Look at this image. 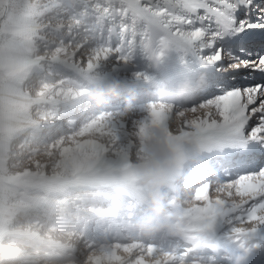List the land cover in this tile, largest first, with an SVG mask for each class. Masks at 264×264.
Wrapping results in <instances>:
<instances>
[{"label": "snow or ice", "instance_id": "obj_1", "mask_svg": "<svg viewBox=\"0 0 264 264\" xmlns=\"http://www.w3.org/2000/svg\"><path fill=\"white\" fill-rule=\"evenodd\" d=\"M169 48L217 75L190 105L204 111L167 132L178 163L215 159L183 199L173 187L165 245L129 223L143 190L132 158L150 124L167 128L165 107L136 116L80 98L109 58ZM221 225L243 250L264 244V0H0V240L83 264H213Z\"/></svg>", "mask_w": 264, "mask_h": 264}, {"label": "bare ground", "instance_id": "obj_2", "mask_svg": "<svg viewBox=\"0 0 264 264\" xmlns=\"http://www.w3.org/2000/svg\"><path fill=\"white\" fill-rule=\"evenodd\" d=\"M178 54L181 55L182 57L179 58ZM128 65H132V69H134L130 71V75H131L130 79L132 80L130 81V79H125L126 74H123L122 77L118 78V76H116L115 73L118 71L124 73V68ZM208 65L211 67L213 64L202 63L198 55L194 51H182L175 48H169L166 49L163 55L160 57V59L156 61L150 60L148 57L143 56L142 54H137L133 58L132 62H129L127 64H121L120 62H118V65L116 67L117 70H114L113 73L104 72V70H102L99 75L94 74V77L89 79L84 86L95 84L103 87L109 82H115L116 87L114 92L104 97V103L102 104V107L106 110L116 111L119 109L120 112H122L123 109H120L122 103L121 100H127L130 109L133 108L132 112L136 116L145 115L146 114L145 106L149 103H154L157 105V107L163 105L168 114L175 112L176 115L182 116L183 115L182 106L178 105L174 101L161 98L160 96H158L157 89L145 90L142 87L145 86L146 84L155 82L153 83L155 84L154 87H156V85H159L166 91H174L181 86L184 80L187 79L191 84L192 89L197 91V94L191 104L197 103L199 100L206 98L205 90L202 88L205 79L204 80L199 79L196 81L193 80L194 76L196 77L197 75L196 74L197 71L202 70L201 72L203 73V75L202 74L201 75L204 78H206V76L215 77L217 75V73L209 74L211 71L208 67H206ZM143 66H146L145 70L144 69L142 70ZM140 75L143 76L142 77L143 80L138 79ZM100 76H102V78ZM80 99L83 103L95 105L94 102H92L86 97V94L83 95ZM190 105L188 106L190 107ZM178 108H182V109H178ZM130 109H128L127 111H129ZM200 157L204 161L205 165L214 162L215 159V157L210 158L203 154H201ZM186 164L187 162H183L182 168L185 167ZM204 167L202 169H204ZM185 183L186 182L184 183L178 182L177 191L179 196H181L179 197L181 199L184 198V188L182 186ZM145 206H146V198L144 196V190H142L139 197V207L141 210H144ZM139 213L140 212H137L135 215ZM243 226L250 227L251 224L250 222L246 221ZM225 227L226 225H221L216 229V233L219 240V247L213 253L215 264H231V260L235 255V253L237 251H243V249H241L238 246V243L236 241H233L228 237L221 235V233L224 232ZM71 228L72 225L69 223L65 228V232L71 230ZM57 234L62 235L63 233H57ZM155 239L164 243L165 245L171 244V241L174 240L173 238L164 236L162 232H157L155 234ZM0 244H1L0 248H2L1 250L10 249V248L24 249L26 247L30 248L32 245H35L34 250L36 251L34 254L38 256L33 257L31 259L32 262L31 264H42L43 261H55L56 264H66V262H71V264H78V262L81 261L79 259L73 258L71 255L64 254L56 249H50V252L59 251V253L57 252L58 254L56 253L52 255L50 253L48 254L46 253L47 251L46 246L42 243L30 244V242H25L18 238L5 236L0 241ZM259 247L264 249V244H261ZM6 252L5 254H3L2 257L10 256ZM40 254H42L43 256ZM248 258L249 257L246 256L243 264H250L248 262ZM11 259L18 261V263L24 261L23 259L20 260L18 258H11Z\"/></svg>", "mask_w": 264, "mask_h": 264}, {"label": "clouds", "instance_id": "obj_3", "mask_svg": "<svg viewBox=\"0 0 264 264\" xmlns=\"http://www.w3.org/2000/svg\"><path fill=\"white\" fill-rule=\"evenodd\" d=\"M84 87L86 97L96 105H102L104 97L114 92L116 84L109 82L103 87L99 85H86ZM196 94L197 91L192 89L187 79L174 91H166L157 85V95L182 106L183 115L178 116L175 112L169 113L166 120L167 128L150 124L143 137L138 141L140 151L132 158V165L137 174L138 182L143 186L146 208L132 217L129 223L131 228L142 236L148 237L169 227L166 216L172 197L170 193H172L174 186H178V182L184 183L202 178L201 172L205 166L202 158L189 154L184 158L183 162H187V164L182 168V164L177 162L167 135V132L178 131L183 120H190L194 115H199L204 111V109L198 108L197 112L193 113L188 106ZM128 107L129 105L126 104L122 113L127 112ZM216 194L213 192V195ZM247 252V250L237 251L231 260V264H243ZM0 264H18V261L5 256L0 257ZM42 264H56V262L43 261ZM66 264H71V262H66ZM78 264H83V261H79ZM213 264H215V260H213Z\"/></svg>", "mask_w": 264, "mask_h": 264}, {"label": "rangeland", "instance_id": "obj_4", "mask_svg": "<svg viewBox=\"0 0 264 264\" xmlns=\"http://www.w3.org/2000/svg\"><path fill=\"white\" fill-rule=\"evenodd\" d=\"M178 57L179 58H181L182 56L181 55H179L178 54ZM115 64V67L113 66ZM130 64H133V63H130ZM117 65H118V62H115L112 58H109V60L108 61H105V63H103V65L102 66H100L99 67V69L98 70H100V71H102V70H104V72H110V73H113V71L114 70H117ZM216 68H217V66H216ZM216 68H215V66L213 67V71H216ZM145 70L146 69V66H143V68H142V70ZM131 70H134V69H132V65H128V66H126L125 68H124V73L123 72H121V71H118V72H116L115 74H116V76H118V78H120V77H122V75L123 74H126V77H125V79H130L131 78V75H130V71ZM128 73V74H127ZM213 73H216V72H213ZM197 74V75H196ZM195 75H196V77L194 76V81H196V80H204L205 78L201 75L202 74V72H201V70H198L197 71V73H196ZM199 74H200V76H199ZM101 78H102V76H100ZM142 77L143 76H139L138 77V79L140 80H143L142 79ZM132 79H130V81H131ZM92 85H95V84H92ZM155 86V84H153V83H149V84H146L145 86H143L142 88L143 89H145V90H154V89H157V85H156V87H154ZM121 107H120V109H123L124 108V106L127 104L128 105V102H127V100H121ZM100 107H102V105H99ZM105 107V106H104ZM128 109H130V107H128ZM178 109H182V108H178ZM177 109V110H178ZM119 110V109H118ZM120 111V110H119ZM179 111V110H178ZM189 182H186L185 184L187 185ZM185 184H183V188H185L186 187V185ZM170 194H172V193H170ZM179 197H181V196H179ZM1 241V240H0ZM31 244V243H30ZM29 244V245H30ZM34 246L35 245H32L30 248L28 247H26V248H24V249H22V248H10V249H4V250H1L2 248H0V257H2L3 256V254H5V252L7 253V254H9L10 256H6V257H11V258H18V259H20V260H24L23 262H20V263H18V264H31L32 262H31V259L33 258V257H36V256H38V255H36V254H34L35 253V251L36 250H34ZM0 247H1V244H0ZM59 253V251H51L50 252V249H47V251H46V253H50L51 255L52 254H58ZM2 253V254H1ZM40 255H42V254H40ZM43 256V255H42ZM27 259V260H26Z\"/></svg>", "mask_w": 264, "mask_h": 264}]
</instances>
